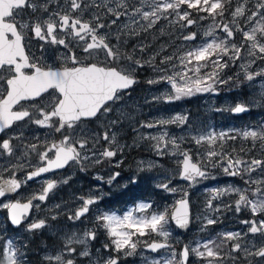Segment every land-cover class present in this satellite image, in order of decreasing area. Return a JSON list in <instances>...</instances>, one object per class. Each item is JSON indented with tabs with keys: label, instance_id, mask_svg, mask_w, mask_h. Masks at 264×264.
Listing matches in <instances>:
<instances>
[{
	"label": "snow or ice",
	"instance_id": "6c2138e0",
	"mask_svg": "<svg viewBox=\"0 0 264 264\" xmlns=\"http://www.w3.org/2000/svg\"><path fill=\"white\" fill-rule=\"evenodd\" d=\"M161 21L167 22V29L177 30L180 33L177 39L183 43L171 54L164 55L158 64V52L148 59L135 56L137 50L146 52L149 45H134L131 53L122 50L130 39L151 33ZM200 21H210L202 34L188 31ZM158 31L161 35H171L165 27ZM33 39L44 42L41 49L45 44L62 46L66 51L56 58L61 61L60 66L42 63V58L31 54L28 42ZM166 47L162 45L160 50L165 51ZM146 65L160 73L157 78L147 80V84L167 86L161 96L153 99L166 103L200 93H218L220 85L233 81L232 76L225 78L224 75L225 70L233 66L241 70L236 79L242 74L247 82L257 78L264 81V0H0V133L24 122L49 129L60 137L24 145V156L35 153L39 163L27 172L24 180L15 178V171L23 170L25 165L4 169L10 172V178L0 176V197L16 193L22 185L42 174L73 163L84 170L83 161L92 156L97 157L94 163L100 164L121 153L123 148L112 131L118 120H108L102 133L90 131L86 122L107 118L114 110L113 105L139 83L136 73ZM256 102L264 103V89ZM225 110L240 114L249 108L246 103H237L218 109ZM187 119V116L175 115L144 123L141 127L183 125ZM20 138L0 139V155L14 156L18 146L13 140ZM141 139L155 141L153 148L158 155L165 154L171 146L170 154L182 157L178 161V176L190 185L210 178L209 167L219 168L227 176H239L244 188L212 189L206 208L218 213L221 206L214 207L213 201L235 195V211L239 213L247 208L253 219L241 221L248 226L246 233H220L218 239L184 244L177 251L170 242L169 226L174 222L178 228L187 229L192 222L186 191L170 209L156 210L151 203L141 202L123 215L105 212L95 219L96 226L102 227L108 237V243L103 245L107 256L94 264H121L122 257L136 255L141 247L153 253L161 250L167 253L147 264H238L241 258L242 264H264V241L259 245L241 243L249 234L264 238V125L242 131L211 130L193 135L191 141L198 149H203L195 154L182 150L178 139L169 136L167 131ZM237 139L250 141L252 148L259 144L262 158H245L251 149L226 151L227 142ZM101 141L107 146L97 152L94 149ZM87 152H91V156ZM153 166L149 162L147 169ZM253 173L258 175L254 178ZM119 175V172L112 175L108 183ZM135 182L133 177L132 183ZM170 183L157 187L177 192ZM56 186V181L47 180L40 192L32 194L26 202H0V208L7 209L11 224L19 227L34 207L40 208V204L33 201H46ZM101 198L81 197V206L69 219L81 220ZM223 207L232 209L233 205ZM203 220L201 230L218 222L209 216ZM45 226V219L33 220L27 224L26 231L35 232ZM96 238L95 228L82 234L66 235L59 249L44 255L42 264H78L77 257L91 256L87 244ZM78 245L84 247L78 248ZM22 248L26 245L17 246L11 238L5 240L0 244V264H23Z\"/></svg>",
	"mask_w": 264,
	"mask_h": 264
},
{
	"label": "rangeland",
	"instance_id": "374dc122",
	"mask_svg": "<svg viewBox=\"0 0 264 264\" xmlns=\"http://www.w3.org/2000/svg\"><path fill=\"white\" fill-rule=\"evenodd\" d=\"M132 2H135V0H132ZM53 7H55V5H53ZM209 23L210 21H200L198 25H193L188 31H196L198 34H202L203 29L207 27ZM161 27H165L166 32H171V35H161L158 31ZM179 35L180 33L177 30L167 29V22L161 21L160 24L157 25V29H154L151 33L142 34L140 37H133L130 39L122 50L131 53L134 45L140 43L149 45L146 52L140 53L137 50L135 56L137 58L148 59L152 54L158 52L159 55L156 59V63L158 64L159 60L162 59L164 55L171 54L176 46L183 43L181 40L177 39ZM199 42L200 40L198 38L197 43ZM162 45L167 46L165 51L160 50ZM64 52L65 50L54 52L50 56L44 57L43 61L51 65H60L61 61L56 58ZM125 64H127L126 61ZM255 67L256 66L253 65V68ZM238 73H241V70L235 66L225 70V78L232 76L233 81L227 85H220L216 96H214V93H200L192 97L166 103L163 100H155L153 98L161 96L167 90V86L164 84H147V80L157 78L160 73L153 71V69L147 65L142 69H138L136 75L140 82L130 91V94L126 93L123 99L118 101L115 105L114 119L119 122L112 126V131L116 133L119 145L123 148V151L119 153L120 158L115 162L114 171L111 170L109 174L110 178L115 173H120V175L109 184V187L113 188L114 193H122V190H127L132 186L142 185L143 192L140 190L141 196L136 199L134 206L124 203L122 206L118 205L117 210L114 208L108 210L105 204L108 202L106 199L108 192H104L105 188L98 185L97 188L100 190L98 197L102 198L99 199V205L93 209L92 216L89 219L74 221L70 220L69 216L73 215L78 209V205L82 203L81 199L76 197L63 198V194L59 193L56 190L57 187H55L49 193L46 201H33L34 204L39 203L40 208H35L31 221L45 219L46 226L43 229L35 232L26 231V226L30 222L29 221L18 233H14L12 237L9 235L5 236V234H8L6 226L9 224L7 220V209L0 208V238H2L0 241L11 238L17 246L21 244L26 245V248L21 249L24 252L23 264H31L29 260L31 257L30 255L33 257L36 256V260H38L39 264H42L44 255L59 249L66 235H71L72 233L82 234L88 229L95 228L97 238L93 241H89L87 244L91 256L77 257L78 264H94V262L101 257L107 256V252L103 248V245L108 243L106 231L102 227L96 226L95 218L99 214L114 212L117 215H123L141 202L151 203L156 210H163L165 208L170 209L176 200L182 198L184 191L188 193V198L191 201L193 225L190 231L182 233L175 228L173 223H170L169 230L172 233L170 242L177 251H179L184 244H192L195 241H203L210 238L218 239L220 233L236 231L242 234L246 233L248 226L241 223V221L253 219V217L247 208H242L239 213L235 211L234 201L237 198L235 195H225L213 201L214 207L221 206V211L218 213L206 208V203L212 195V189H223L229 186L244 188L245 185L243 180L239 176H227L221 169L209 167L208 170L211 174L210 178L199 180V182L194 185H190L188 181H184L178 176V161L182 159V157L171 155V146L165 150V154L158 155L153 148L155 141L141 139L142 136L158 135L162 131H167L169 136L178 139L182 150H191V152L195 154L198 150L202 152L203 149H198V146L191 141V136L193 135L206 133L211 130H215L216 132H227L232 130L242 131L264 125V103L256 102L260 99L261 90L264 89V81L257 78L254 82H247L243 80L242 74L239 79H236ZM190 98L193 99V102L190 101ZM237 103H246L251 112H253L251 113L253 115L243 118L240 122L234 117L231 111H218V109L230 108ZM255 114L256 116H254ZM175 115L187 116V122L183 125L169 124L164 127H141L144 123L155 122L161 118L166 119ZM180 137H184L183 141L179 140ZM102 142L103 141L100 143ZM233 148L238 152L241 148L246 150L251 149L245 158H250L254 156V154L257 155V158H262L259 144H257L256 148H252L250 141L241 139L228 141L225 145V150L230 152ZM142 149L143 151H141ZM257 149L259 151L255 153L254 151ZM240 154L245 155L243 152ZM138 155L141 157L137 159L134 167L126 163L127 159ZM142 161L144 162L143 165H141ZM149 162L154 165L151 169H147V164ZM117 163H119L118 167ZM141 167H144L145 170L141 171ZM125 173H127L128 176L127 174L125 175ZM257 175V173H253L254 178ZM133 177L136 179L135 183H132ZM169 181H171L169 186L177 188V192L170 193L157 187L158 184L168 183ZM44 183L45 181L41 182L39 186L35 185L33 187H30L27 183L24 184V189L22 193L17 196V200L23 201L34 193L38 194ZM113 199L114 196H111V200ZM162 199L166 200L162 201ZM9 201L12 200L8 199L3 201V203ZM129 201L133 200L131 199ZM224 204H232L233 208H224ZM205 216L216 218L218 222L201 230L204 223L203 218ZM53 217H55V219H53ZM259 218L260 217H256V219ZM26 235L27 237L23 239V236ZM35 238L41 239L40 245L37 248L33 244ZM47 238L51 239L50 243L45 240ZM21 241L23 242L20 243ZM262 241H264V238L261 236H252L249 234L244 237L241 243L251 245L255 242L259 245ZM77 247L83 248L84 246L78 245ZM165 255H167L166 252L151 254L147 252L145 248L141 247L138 248L136 255L122 257L121 264H147L148 261L159 259L161 256ZM238 264H242V258L241 261H238Z\"/></svg>",
	"mask_w": 264,
	"mask_h": 264
},
{
	"label": "flooded vegetation",
	"instance_id": "af4514ba",
	"mask_svg": "<svg viewBox=\"0 0 264 264\" xmlns=\"http://www.w3.org/2000/svg\"><path fill=\"white\" fill-rule=\"evenodd\" d=\"M30 44L29 52L33 54L37 58H42V63L49 64L48 62H44L43 58L46 56H50L52 53L65 50L62 46H53L50 44H45L44 48L41 49L40 45L44 42L38 40H31L28 42ZM66 51V50H65ZM53 66H60V65H53ZM116 105V104H115ZM115 105H113V109L115 110ZM110 113L107 118L100 117L99 119L92 120L86 122V127L90 131H97L103 132L105 130L104 125L107 123L108 120L114 119L115 112ZM20 136L21 138L18 140H13V143L17 145V151L14 156H7V155H0V176H3L4 179L10 178V172L4 171L6 168H11L13 165L23 164L25 167L23 170H16L15 171V178L19 180H24L27 172L32 171L34 167H36L39 163L38 156L35 153H30L27 157L24 156L25 148L24 145L30 143H42L46 139H59V135L55 133H50L49 129H42L38 128L32 124H25L24 122H19L17 125H14L12 129L6 130V132L0 135V139H8L10 137ZM107 146L104 142L99 143L96 145L95 151L99 152L102 151L103 148ZM42 150V149H41ZM143 151V149L141 150ZM86 154L91 156V152H87ZM141 156H133L126 160V163L134 167L136 165V161ZM97 157L92 156L90 160L83 161V168L81 170V165L78 164H71L67 166L63 171H60L55 174L48 175L47 177L38 180L36 183L29 184L30 187L35 185L39 186V184L43 181L47 180H54L57 183V191L63 194L64 197H71V198H81V197H88V196H99L100 190L97 188L98 185L103 186L105 188L104 192H108V196L106 199H109L110 196L114 195V190L112 187H109V174L110 171H114L115 169V162L120 158L119 154L113 158L112 160H104L100 164L94 163V160ZM30 165V166H29ZM127 166V165H126ZM131 168V167H130ZM127 173H125L126 175ZM128 176V174H127ZM97 177H102V179H97ZM67 180V183L63 181ZM138 185V183H137ZM120 190V189H119ZM133 190V201L136 202V199L141 196L142 185L141 186H132ZM141 190V191H140ZM140 191V192H139ZM15 201V200H14ZM21 202H26L23 200ZM34 203V202H33ZM82 203L78 206L80 207ZM99 205L98 203L95 205L90 206L89 213L86 214L85 218L81 219H89L93 214V209ZM78 207V208H79ZM34 214V213H33ZM33 216V215H32ZM27 220V222H31V218ZM17 231L16 233H18ZM26 236H23L25 239ZM21 241L20 243H22ZM30 263H32V257L29 258Z\"/></svg>",
	"mask_w": 264,
	"mask_h": 264
},
{
	"label": "water",
	"instance_id": "95a60500",
	"mask_svg": "<svg viewBox=\"0 0 264 264\" xmlns=\"http://www.w3.org/2000/svg\"><path fill=\"white\" fill-rule=\"evenodd\" d=\"M134 87V86H133ZM131 89V88H130ZM130 89H128L127 91H129ZM241 114V113H240ZM59 170H61V169H59ZM59 170H54L53 172H49V173H45V174H42L40 177H37V178H34L33 180H31V181H29V182H34V181H36L37 179H39V178H41V177H44V176H46V175H48V174H50V173H54V172H57V171H59ZM21 190V188L20 189H18L17 190V192L16 193H10V194H8L6 197H8V196H10V197H14L15 195H17L18 193H19V191ZM6 197H0V201L2 200V199H4V198H6ZM33 210V209H32ZM32 210L30 211V214L28 215V217L31 215V213H32ZM190 211H191V207H190ZM191 214H192V212H191ZM9 221H10V219H9ZM24 223V222H23ZM23 223H22V225H23ZM174 223V222H173ZM10 224H11V221H10ZM12 225V224H11ZM22 225H20L19 227H21ZM174 225H175V223H174ZM191 225H192V222H191V224L189 225V227L187 228V229H181V228H178L176 225V227L180 230V231H182V232H187L189 229H190V227H191ZM14 228H19V227H17V226H14V225H12ZM149 251V250H148Z\"/></svg>",
	"mask_w": 264,
	"mask_h": 264
},
{
	"label": "trees",
	"instance_id": "16d2710c",
	"mask_svg": "<svg viewBox=\"0 0 264 264\" xmlns=\"http://www.w3.org/2000/svg\"><path fill=\"white\" fill-rule=\"evenodd\" d=\"M35 247L37 248V247H38V245H37V246L35 245ZM36 248H34V249H36Z\"/></svg>",
	"mask_w": 264,
	"mask_h": 264
}]
</instances>
